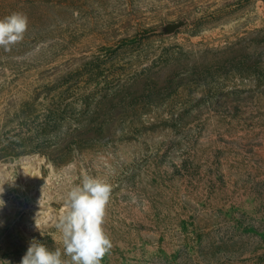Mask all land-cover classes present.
Segmentation results:
<instances>
[{
	"label": "rangeland",
	"instance_id": "374dc122",
	"mask_svg": "<svg viewBox=\"0 0 264 264\" xmlns=\"http://www.w3.org/2000/svg\"><path fill=\"white\" fill-rule=\"evenodd\" d=\"M14 12L28 28L0 47V264L33 238L63 251L84 174L112 185L101 264H264V0H0ZM114 98L104 137L71 111L39 128L49 104ZM24 102L36 120L16 117Z\"/></svg>",
	"mask_w": 264,
	"mask_h": 264
},
{
	"label": "clouds",
	"instance_id": "9594fccd",
	"mask_svg": "<svg viewBox=\"0 0 264 264\" xmlns=\"http://www.w3.org/2000/svg\"><path fill=\"white\" fill-rule=\"evenodd\" d=\"M27 28L28 17L24 13L14 12L0 19V47L9 50L21 42ZM111 193L112 185L106 179L84 174L81 183L67 191L56 225L63 251L50 250L33 238L20 264H101L112 248L103 228ZM3 203L0 200V207ZM36 227L39 229L37 223Z\"/></svg>",
	"mask_w": 264,
	"mask_h": 264
},
{
	"label": "trees",
	"instance_id": "16d2710c",
	"mask_svg": "<svg viewBox=\"0 0 264 264\" xmlns=\"http://www.w3.org/2000/svg\"><path fill=\"white\" fill-rule=\"evenodd\" d=\"M46 12V11H44ZM42 15V14H41ZM191 21L189 19L185 20L183 23V27H191L196 28L199 25L198 24H190ZM191 33H197V30L193 29L190 30ZM262 30H258L257 32H261ZM83 108L80 110V112H76L74 110V107L72 105H67L66 108H62V106L59 104V102H54V104H49V110H45L49 116H51V124L44 123V125L39 126L41 131H48L49 129L56 128L58 125V122L60 118L67 114L68 111H71L73 115H77L78 122H79V129L78 134L86 139L85 137H93L95 139H99L101 137H104L105 135L109 134L112 129L115 128L114 121L105 124L106 118L111 119L119 114L121 111V103L117 101L116 98L110 100V101H98V102H89L88 99H84ZM35 103L30 102H24L21 107V111H18V114L16 117H19L22 121L30 122L31 119L36 120V115H33L30 113V109H34L35 113ZM38 112V111H37ZM70 113V114H71ZM38 151V150H35ZM42 153V152H41Z\"/></svg>",
	"mask_w": 264,
	"mask_h": 264
}]
</instances>
